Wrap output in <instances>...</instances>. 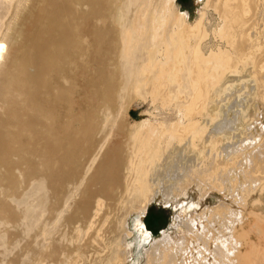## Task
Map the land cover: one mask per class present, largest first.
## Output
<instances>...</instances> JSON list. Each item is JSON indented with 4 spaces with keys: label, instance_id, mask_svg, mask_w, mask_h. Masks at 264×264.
<instances>
[{
    "label": "bare ground",
    "instance_id": "6f19581e",
    "mask_svg": "<svg viewBox=\"0 0 264 264\" xmlns=\"http://www.w3.org/2000/svg\"><path fill=\"white\" fill-rule=\"evenodd\" d=\"M6 1L10 17L3 18L6 27L0 34L3 260L10 248L9 228L19 227L14 236L20 239L23 221L37 209L41 219L48 204L55 220L61 214L60 194L72 186L81 190L79 205L66 221H87V232L100 212L108 215L133 202L143 264H185L187 237L195 240L192 264H264V212H259L264 192V0H206L220 20L214 36L226 44L208 52L204 14L192 26L187 13L175 12L169 34L173 46L168 44L173 0H19L17 6ZM144 54L147 60L136 66ZM161 64L151 92L166 101L171 86L176 97L185 94L180 116L168 124L125 131L120 121L131 94L139 95L143 76ZM111 65L120 72L115 79L105 74ZM115 125L126 139L104 151ZM193 185L205 188L198 202L186 203L175 216L177 233L164 231L150 241L141 221L148 206L161 195L176 201L187 197ZM226 185L240 210L223 203L189 210L207 193L225 196ZM74 228L78 235L83 229ZM121 230L107 244L111 256L106 264L128 263L126 236L132 232L126 219ZM115 231L109 229L111 235ZM71 252L77 260L84 256L77 246Z\"/></svg>",
    "mask_w": 264,
    "mask_h": 264
},
{
    "label": "rangeland",
    "instance_id": "374dc122",
    "mask_svg": "<svg viewBox=\"0 0 264 264\" xmlns=\"http://www.w3.org/2000/svg\"><path fill=\"white\" fill-rule=\"evenodd\" d=\"M18 1L19 0L13 1L17 2L15 3V6L18 5ZM168 1L170 2V0ZM169 7L171 8V11H169L171 16L167 24V42L170 46H173V42L169 38V34L172 32L174 24L172 15H174L175 12H179L181 14L187 13V20L192 26L196 21H199L204 14V24L210 33L208 41L203 43L204 51L208 52L209 47L211 48L220 46L223 49L226 47V44L223 41L218 40L214 36L213 31L220 26V20L218 19L215 10L211 7H207L206 0H173ZM7 9L8 1L0 0V34L4 32L6 27L3 24L10 17ZM6 12H8V14ZM3 18L5 22L2 23V21H4ZM196 39L197 35L195 32H193L191 34V41L194 42ZM146 60L147 56L144 54L142 58L135 60L134 64L136 66L142 65ZM162 61L165 60L162 59ZM113 66H115V64H113ZM159 66L163 65H157L152 72H148L143 76L145 79V85H143L140 94H131L128 107L125 111H123L122 114L124 115H122V119L120 121L126 127V129H124L125 131L132 129L133 127L136 128L137 126L140 128L142 125L147 123L154 124L155 122H163L168 124L172 121H176L180 116L178 109L182 107V103L186 102L185 94H181L184 96L183 98H180L179 96L176 97V87L171 86L170 91L172 97L166 101L159 98L156 94H152L153 92H151V81L154 80L156 76H158L156 74L158 72ZM164 67H166V65ZM186 71L187 66L184 67L182 72L184 85L187 86L190 77H188ZM154 72L155 75L153 74ZM105 74L108 79H115L119 77L120 72L118 71V66L112 71L111 65V69ZM111 93L112 91H108L106 94ZM255 100H258V98H255ZM252 104H254L253 101ZM90 108L92 109L93 106ZM111 126H113L112 122L108 124V127ZM112 131L113 132H111L108 137L104 151L115 149V147L122 143L121 141L126 139V136H124L125 131L123 132L120 130L118 125H115ZM91 173L92 170L88 174L90 175ZM89 175H87V177ZM82 187L83 186H81V188ZM204 188V186L198 187L197 185H193L190 187L187 197H182L177 201L174 199L166 200L162 195L157 196L152 204L148 206L145 214L141 216L143 231L145 235H150V241H152L154 238H160L162 236V232L164 231H167L172 236H174V234L177 233V230L172 226L175 216L183 210V207L186 203L191 204L192 202H198L200 190H203ZM224 188L225 196H222L216 192L207 193L202 202L198 203L196 207L193 206L189 210L192 211L196 209L197 212H200L205 207L211 209L220 203H223L225 206L233 208L234 210H240V207L237 204H234V202L231 200L232 190L230 186L226 185ZM80 191L81 190H75L71 186V190L64 191L60 194L62 197V199L59 201V210L61 214L53 221V215L50 213V209H48L49 207L51 208V205H47L48 208L44 212V216H42L41 219L39 218L38 209L35 210L32 216L26 218L23 221L21 227L22 236L20 239H17L14 236V234H16L20 228L10 227L8 237L10 248L5 256V261L3 260V255L0 254V264H66V262L67 264H106L111 256V254L108 253L107 244H109L108 242L112 236L116 235V237H120L122 235L121 224L124 219L127 220V226L132 232L131 235H127L128 237L125 235L127 238L126 242L130 246L131 252L128 256L127 264H143L145 262V256L143 255L144 251L142 250V246L137 243L139 233L134 226V221L138 215L135 212H132L133 202H128L123 208H113L110 210L108 215L106 213L104 214L100 212L99 215H96L91 219L94 221V226L92 227V230H90L91 232H87V221L81 222L79 219H74L71 224H68L66 221L67 216L71 214L79 205L78 198L80 197ZM65 194H68L67 198H65ZM252 196L257 197L258 194L254 192ZM235 197L237 202H239L237 196ZM262 199L263 204L261 206L263 209H260L259 212H264V192L262 194ZM49 202L52 203L51 200ZM66 204L67 207L65 208ZM189 210H186V212ZM75 226H81L83 228L79 235L76 234L77 232L75 231ZM112 227L116 228V231L114 232L115 234L112 233L111 235L109 229ZM216 228L218 229L219 227ZM43 229H45L44 233ZM97 234L99 237H97ZM71 239H73L74 242ZM255 240L257 241L256 237ZM13 241L15 242L13 243ZM149 244V242H146L145 247H148ZM193 245H195V240H193V237H187L184 249H188V251L186 252V255L183 256L185 264H192L194 256L197 255L195 246ZM75 246L79 247L82 251V254L84 255L78 260L76 253H70L71 247L73 248ZM1 250L2 248H0V251Z\"/></svg>",
    "mask_w": 264,
    "mask_h": 264
},
{
    "label": "snow or ice",
    "instance_id": "6c2138e0",
    "mask_svg": "<svg viewBox=\"0 0 264 264\" xmlns=\"http://www.w3.org/2000/svg\"><path fill=\"white\" fill-rule=\"evenodd\" d=\"M3 48H4V45L0 44V50H3Z\"/></svg>",
    "mask_w": 264,
    "mask_h": 264
}]
</instances>
